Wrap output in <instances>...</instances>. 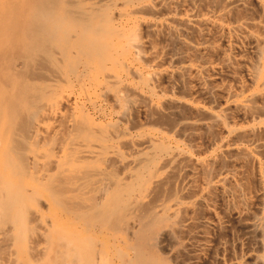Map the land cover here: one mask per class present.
<instances>
[{
	"label": "bare ground",
	"instance_id": "obj_1",
	"mask_svg": "<svg viewBox=\"0 0 264 264\" xmlns=\"http://www.w3.org/2000/svg\"><path fill=\"white\" fill-rule=\"evenodd\" d=\"M13 17L0 264H264V0H20ZM215 193L250 247L223 242Z\"/></svg>",
	"mask_w": 264,
	"mask_h": 264
},
{
	"label": "rangeland",
	"instance_id": "obj_2",
	"mask_svg": "<svg viewBox=\"0 0 264 264\" xmlns=\"http://www.w3.org/2000/svg\"><path fill=\"white\" fill-rule=\"evenodd\" d=\"M19 8H20V0H0V25L2 26V27H4L3 25H5V26H8V24L9 23H11L12 22V20L14 21L15 19H13L14 17H13V15L19 10ZM2 35L3 36H5L6 34L5 33H2ZM4 42V41H3ZM166 83H164L163 85L164 86H166L165 85ZM200 100H202V98L200 99ZM183 110V109H182ZM138 114H141V113H135V115L136 116H138ZM182 114H184L185 116H191V112L189 113V111L187 110H183V112H182ZM188 114V115H187ZM135 116V118H138L139 117V119H136V121H142L143 119V122H145V115H144V113H143V115H142V117L139 115L138 117H136ZM143 116H144V118H143ZM142 118V120H140L141 118ZM138 121V122H139ZM137 122V123H138ZM141 122H139V124H140ZM142 125L143 124H145V123H141ZM207 129H201L199 132L197 131V133H198V135H197V133L195 134V133H193L195 136H193V135H191V137H193L192 139H189V138H191L190 136H189V138H187V140H186V138H184V141H185V143L187 142V145H191V146H189L190 148H192L193 146H195L197 149L199 148V151L201 150L202 151V148L204 147V148H206V144H207V147H208V145H209V141H211V138H213V137H215V132H212V131H209V130H207ZM209 131V132H208ZM208 135H207V134ZM210 133V134H209ZM197 135V136H196ZM211 135V136H210ZM213 135V136H212ZM201 136V137H200ZM198 137V138H197ZM209 139V140H208ZM214 139V138H213ZM190 140V141H189ZM194 140V141H193ZM190 143H189V142ZM206 141V142H205ZM205 142V143H204ZM196 143H197V146H196ZM201 143H202V145H201ZM200 145V146H199ZM199 146V147H198ZM194 147V148H195ZM194 151H196V149L194 150ZM198 150L196 151V152H199ZM253 181V180H252ZM252 181H251V186H252V188H251V190H252V192H255L254 190H255V184L254 183H252ZM216 195V193L215 194H213V196L212 197H214ZM219 194L217 193V195L215 196V198H212V199H215L214 201H213V203L215 204V202H216V204L214 205L215 206V209H217L216 211H217V214L219 213V215L218 216H220L219 218L220 219H222L221 221H223V223L225 224V220L224 219H229V218H227V216H228V213H227V208L225 207V205H224V200H221V195L219 196ZM216 198H218L219 199V201H218V199H216ZM221 201V202H220ZM217 207V208H216ZM223 207H225L224 209H223ZM224 212L226 213V215L224 214ZM224 216V217H223ZM225 216H226V218H225ZM229 222V223H228ZM227 224H225V231L226 230H228V231H226L227 232V235L225 234V237L223 236V239L225 240V241H223L224 243H226V244H228V249H229V247H230V250L232 251V252H235V251H238V249L240 248V243H247V244H244V248H248V247H250L251 245L250 244H252L251 242H249L248 240H247V237L246 236H244V233H240L239 231H238V229L236 228V226H234L235 227V229L237 230H235L234 229V227H232L233 226V224L235 223V222H232L231 221V223H230V220H227V222H226ZM234 225H236V223L234 224ZM227 226H228V228H227ZM225 231H224V229H223V231H217V232H213V233H211V238L212 239H214L215 241H218L219 239L220 240H222L221 238H222V235H224V233H225ZM235 232V233H234ZM214 233L216 234V235H214ZM223 233V234H222ZM221 234V237L219 236V237H216V236H218V235H220ZM229 234V235H228ZM243 234V235H242ZM213 236V237H212ZM214 236H215V238H214ZM218 238V239H217ZM244 241V242H241V241ZM229 241V242H228ZM237 243V244H236ZM237 246V247H236ZM232 247H234V248H232ZM253 247H255L254 245H253ZM237 249V250H236ZM256 251H258L259 249L258 248H254ZM210 255H211V253H210ZM207 256V257H204L203 259H202V261H203V263H201V264H212V260H211V258L209 259V257H211V256ZM180 256H182V255H180ZM184 257V255L182 256V258ZM180 259L179 260H181V257H179ZM185 258V257H184ZM206 259V260H205ZM204 260H205V262H204ZM208 260V261H207ZM210 261V262H209ZM176 264V263H175ZM179 264V263H178Z\"/></svg>",
	"mask_w": 264,
	"mask_h": 264
}]
</instances>
